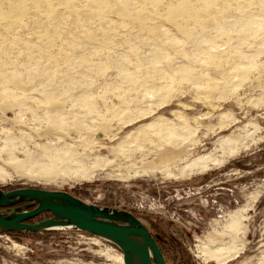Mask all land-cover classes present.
<instances>
[{"label":"rangeland","instance_id":"obj_1","mask_svg":"<svg viewBox=\"0 0 264 264\" xmlns=\"http://www.w3.org/2000/svg\"><path fill=\"white\" fill-rule=\"evenodd\" d=\"M23 188L130 213L166 264H264V0H0V190ZM119 257L0 234V264Z\"/></svg>","mask_w":264,"mask_h":264},{"label":"water","instance_id":"obj_2","mask_svg":"<svg viewBox=\"0 0 264 264\" xmlns=\"http://www.w3.org/2000/svg\"><path fill=\"white\" fill-rule=\"evenodd\" d=\"M19 203L27 205L7 210ZM0 209V234L69 228L109 242L121 252L123 264H166L150 233L130 213L86 205L66 192L37 188L0 190ZM45 213L51 218L28 224Z\"/></svg>","mask_w":264,"mask_h":264},{"label":"bare ground","instance_id":"obj_3","mask_svg":"<svg viewBox=\"0 0 264 264\" xmlns=\"http://www.w3.org/2000/svg\"><path fill=\"white\" fill-rule=\"evenodd\" d=\"M215 165L216 164L214 160L211 159V157H201V158L196 159L194 162H192L185 170L188 175H198L206 171H209ZM61 229L68 230L69 228H61ZM55 230H60V229H55ZM220 254L221 253L219 252V250H216L213 252L209 250H205V256L209 260L216 261L217 264H220L222 261ZM119 258L122 261V258L121 257Z\"/></svg>","mask_w":264,"mask_h":264},{"label":"flooded vegetation","instance_id":"obj_4","mask_svg":"<svg viewBox=\"0 0 264 264\" xmlns=\"http://www.w3.org/2000/svg\"><path fill=\"white\" fill-rule=\"evenodd\" d=\"M25 205H27V203H19V204H16V205L12 206L11 208H9V209H7V210H11V209L19 208V207H22V206H25ZM29 210H32V208H29L28 211H29ZM0 211H2V209H0ZM47 215H48V214H47ZM49 218H51V216H49ZM49 218H47V219H49ZM28 224H34L33 220H32V221H29Z\"/></svg>","mask_w":264,"mask_h":264},{"label":"trees","instance_id":"obj_5","mask_svg":"<svg viewBox=\"0 0 264 264\" xmlns=\"http://www.w3.org/2000/svg\"><path fill=\"white\" fill-rule=\"evenodd\" d=\"M21 234H24V235H32V234H28V233H21Z\"/></svg>","mask_w":264,"mask_h":264}]
</instances>
